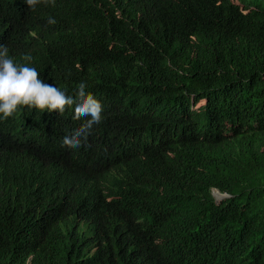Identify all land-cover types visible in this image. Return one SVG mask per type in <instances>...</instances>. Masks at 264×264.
Returning a JSON list of instances; mask_svg holds the SVG:
<instances>
[{
    "label": "trees",
    "instance_id": "1",
    "mask_svg": "<svg viewBox=\"0 0 264 264\" xmlns=\"http://www.w3.org/2000/svg\"><path fill=\"white\" fill-rule=\"evenodd\" d=\"M71 2L62 29L77 26L79 38L44 82L68 95L86 83L103 105L99 147L132 111L170 125L185 108L210 144L170 171L156 163L133 173L140 193L155 200L150 220L170 232L137 241L104 227L78 244L67 227L40 226L45 206L32 220L0 227V264H180L195 245L202 264H264V0H172L142 25L115 8L105 17L88 0ZM13 116L0 119V130L22 137L44 123L69 131L81 120L74 106L62 116L27 108ZM85 150L100 152L92 142ZM211 189L230 197L218 202ZM146 205L136 202V214Z\"/></svg>",
    "mask_w": 264,
    "mask_h": 264
},
{
    "label": "clouds",
    "instance_id": "2",
    "mask_svg": "<svg viewBox=\"0 0 264 264\" xmlns=\"http://www.w3.org/2000/svg\"><path fill=\"white\" fill-rule=\"evenodd\" d=\"M171 1L88 0V5L105 17L115 8L142 25ZM71 6V0H0V119L15 118L22 108L62 116L73 106V118L81 119L69 131L50 130L58 123L30 128L23 137L10 126L0 130V227L32 220L46 206L40 226L67 227L78 244L97 240L104 227L147 241L170 231L150 220L155 200L140 193L142 186L133 173L153 169L156 163L170 171L178 157L194 158L189 152L203 151L210 142L198 133L200 122H188L185 108L170 125L157 123L151 115L136 117L132 111L117 119L122 126L107 147H99L105 135L103 105L86 90V83L68 95L44 82L51 62L58 63L79 38L77 26L62 29ZM198 107L192 105L191 110ZM91 142L100 149L98 156L85 150ZM211 190L214 197L215 192L224 196L215 198L218 202L230 197ZM144 198L148 205L143 214H136V202ZM203 259L201 246L195 245L185 250L180 264H202Z\"/></svg>",
    "mask_w": 264,
    "mask_h": 264
},
{
    "label": "rangeland",
    "instance_id": "3",
    "mask_svg": "<svg viewBox=\"0 0 264 264\" xmlns=\"http://www.w3.org/2000/svg\"><path fill=\"white\" fill-rule=\"evenodd\" d=\"M215 198H217L218 200H221L224 196L219 194L218 192H215Z\"/></svg>",
    "mask_w": 264,
    "mask_h": 264
}]
</instances>
